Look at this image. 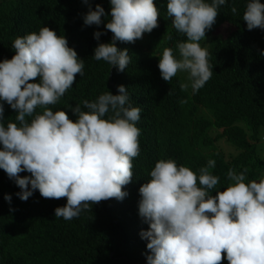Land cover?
I'll list each match as a JSON object with an SVG mask.
<instances>
[{
  "label": "clouds",
  "instance_id": "clouds-1",
  "mask_svg": "<svg viewBox=\"0 0 264 264\" xmlns=\"http://www.w3.org/2000/svg\"><path fill=\"white\" fill-rule=\"evenodd\" d=\"M82 2L78 15L84 25L103 23V31L113 34L111 42L98 43L93 58L120 73L131 62L129 50L122 46L162 28L155 0ZM225 4L226 0H166L164 39L177 42L179 56L172 47L163 48L158 68L165 82L187 72L195 94L211 79L210 53L200 41L206 40ZM231 12L236 14L237 8ZM109 16L107 21L103 18ZM242 19L249 31L264 30V3L248 0ZM93 35L99 41L102 33ZM12 49V58L0 61V178L15 181L22 201L36 191L39 199H52L54 206L66 203L54 210L55 217L66 221L93 204L122 201L128 195L124 187L132 182L133 159L140 155L141 134L136 126L141 108L133 106L126 86L117 85L118 94L107 91L74 108L69 104L78 117L73 121L66 111L51 107L61 97L64 100L77 74L84 75V60L66 37L44 26L38 33L17 36ZM37 78L39 82H33ZM188 87L180 83L182 91ZM4 103L17 113L15 122H5ZM209 141L211 159L198 174L174 159H160L139 190L133 183L140 195L139 216L148 224L140 232L147 241V264H222L225 254L228 264H264V178L246 182L247 168L240 173L229 169L230 183L219 191V177L210 171L214 154L231 161L242 147L232 145L218 127L211 129ZM257 146L264 147V137ZM21 172L30 175L22 177ZM4 199L11 204L10 194Z\"/></svg>",
  "mask_w": 264,
  "mask_h": 264
},
{
  "label": "trees",
  "instance_id": "trees-1",
  "mask_svg": "<svg viewBox=\"0 0 264 264\" xmlns=\"http://www.w3.org/2000/svg\"><path fill=\"white\" fill-rule=\"evenodd\" d=\"M89 1L105 4L108 0ZM155 2L162 28L144 33L135 43H120L121 50L127 48L131 56L120 73L106 61L93 58L98 43L111 42L113 34L103 31V23L84 25L78 15L79 8L85 6L82 0H0V61L15 54L12 42L17 36L38 33L44 26L64 35L68 46L84 60V75H76L64 100L61 97L51 106L53 111L64 110L75 121L78 117L67 108L69 104L74 108L107 91L118 94L120 84L126 86L133 106L141 108L136 124L141 130L140 155L133 159L132 182L124 187L128 195L122 201L93 204L91 210L66 221L54 212L66 203L54 206L52 199H39L36 191L22 201L16 196L20 189L15 181L0 178V264H147V241L140 232L147 230L148 224L139 216L140 195L134 191L148 182L160 159H174L198 174L211 159L209 135L213 127L223 128L228 141L242 147L231 161L222 153L214 154L215 167L210 171L219 177L217 189L223 191L230 183L229 169L240 173L247 168L246 182L264 178V155L259 153L264 147L257 146L264 137V30L247 29L242 18L248 0H226L206 40L200 41L210 53L213 75L195 94L192 88L181 90L179 75L170 83L160 75L163 48L172 47L177 57L179 53L174 39H164L168 36L166 0ZM232 7L237 8L236 14ZM103 18L107 21L110 16ZM223 24L226 33L216 35L215 30ZM96 31L102 33L99 41L93 35ZM33 82L38 83L39 78ZM4 109L5 122H15L17 113L7 103ZM5 194L12 196L11 204ZM222 264H228L226 254Z\"/></svg>",
  "mask_w": 264,
  "mask_h": 264
},
{
  "label": "rangeland",
  "instance_id": "rangeland-1",
  "mask_svg": "<svg viewBox=\"0 0 264 264\" xmlns=\"http://www.w3.org/2000/svg\"><path fill=\"white\" fill-rule=\"evenodd\" d=\"M226 31H227V28L223 27V28L219 29L217 31V33L224 35L226 33ZM177 75H180V77L183 80V83H187L189 85L187 90H190L191 89V81L188 79L189 74L187 72H178Z\"/></svg>",
  "mask_w": 264,
  "mask_h": 264
}]
</instances>
